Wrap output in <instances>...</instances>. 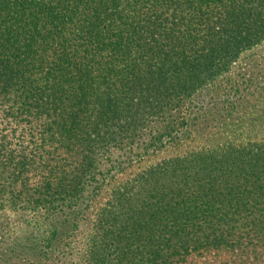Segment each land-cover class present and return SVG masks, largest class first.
I'll return each instance as SVG.
<instances>
[{"label":"trees","instance_id":"trees-1","mask_svg":"<svg viewBox=\"0 0 264 264\" xmlns=\"http://www.w3.org/2000/svg\"><path fill=\"white\" fill-rule=\"evenodd\" d=\"M263 40L264 0H0V206L35 212L29 264H264V136L207 130L264 84L200 99Z\"/></svg>","mask_w":264,"mask_h":264},{"label":"rangeland","instance_id":"rangeland-1","mask_svg":"<svg viewBox=\"0 0 264 264\" xmlns=\"http://www.w3.org/2000/svg\"><path fill=\"white\" fill-rule=\"evenodd\" d=\"M247 80L251 81L252 85L244 82ZM236 82L246 83L240 85L243 89L249 86L252 87V89H256L257 86H260L259 84H264V40L252 48L245 50L240 58L233 63L231 69L223 76H220L211 87H208L210 90L206 88L200 91V94L206 93L202 94L200 99L203 98L208 101L211 95L215 93L214 90L218 91L222 87L228 84H235ZM198 94L199 93L196 94L194 100H200L197 99ZM238 97H240V94H238ZM245 102L250 103L248 106L249 111L247 112L248 116L243 117L239 123L222 125L223 123H221L220 120L218 121L209 117L207 121V130L211 131L213 136L209 139V141H211L209 142L210 145L229 140V135L223 134L224 128L232 129L233 131L236 129L238 132L244 130L242 132L243 134H250L249 137L245 135L242 136V139L246 140H256L264 136V91L260 94L257 91L256 94L248 96ZM190 111L191 110H185L188 114ZM261 140L263 141L264 138ZM183 150L184 149L180 148V151ZM171 152H174V149L170 150V153ZM34 215L35 212H26L0 206V264L30 263L29 256H25L21 252L28 246L25 239L27 236L29 237L28 234L31 230V223L36 221ZM211 258L212 257L209 255L202 257L194 256L193 260L201 261L203 259H208L210 261ZM208 260L205 262H208ZM187 264H193V262H188Z\"/></svg>","mask_w":264,"mask_h":264}]
</instances>
